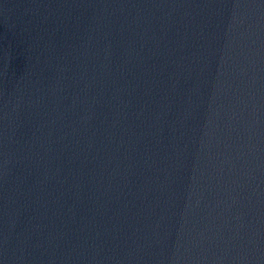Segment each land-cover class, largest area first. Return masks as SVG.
I'll return each mask as SVG.
<instances>
[{
    "label": "water",
    "instance_id": "water-1",
    "mask_svg": "<svg viewBox=\"0 0 264 264\" xmlns=\"http://www.w3.org/2000/svg\"><path fill=\"white\" fill-rule=\"evenodd\" d=\"M0 264H264V0H0Z\"/></svg>",
    "mask_w": 264,
    "mask_h": 264
}]
</instances>
